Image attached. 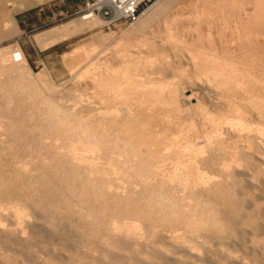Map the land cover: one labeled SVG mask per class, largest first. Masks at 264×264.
Masks as SVG:
<instances>
[{
	"label": "bare ground",
	"instance_id": "bare-ground-1",
	"mask_svg": "<svg viewBox=\"0 0 264 264\" xmlns=\"http://www.w3.org/2000/svg\"><path fill=\"white\" fill-rule=\"evenodd\" d=\"M262 1L260 2L261 4ZM33 2L34 0H0V37H3L6 31H10L15 27V22L9 13L10 11L6 10V4L10 3L12 10H15L21 5H31ZM207 2L210 3V6L207 5L206 7ZM234 2L236 1L157 0L148 12L141 17L142 19L132 25L134 27L128 34L122 33L118 39H113L112 36L106 35V39H113V51L115 53L113 52L112 57L116 58V68H124L120 74L121 77H117L119 75L118 72L117 75H115L116 73L110 75L109 70L106 69L105 71L94 69L88 76H78L79 79L85 81V84L90 83L89 85H93L97 89V92H99L97 94L98 100H100L99 106L93 103H84L85 101L81 99V96L75 93H69L71 95L68 94L69 97L59 95L58 98L35 95V101L31 102L30 106H27L28 104L26 103L25 114L23 111L22 113V107L25 108V105L19 103L21 99L19 100L16 91L19 90L21 93V90L23 91L22 88L25 85H30L31 81H33L28 76L30 74L27 73L25 55L18 47H6V49L0 51V86L4 85L8 89V93H5V96L2 94L0 101V156L8 150L13 151L12 156L9 153L10 155H8L11 157H8V159L5 157L6 159L1 160L2 164H0V238L5 239L8 243V240H12L13 243L15 241L18 243L26 241V236L30 238L27 235L28 231L34 227L41 230L42 236L45 235V237H49L48 239H52V236L56 235V231L59 230L57 235H64L65 230H61L62 228L68 229L67 231L71 229V231H74L73 235L78 238V249H76L78 251L80 248L82 250L80 254H83L79 256V254L73 253V250L71 254L73 253L75 256L70 255L71 257H67L66 260L68 262L66 264H115L119 263L116 262L117 260H125L126 263L130 261L131 263L132 261H137V259L147 263V260L155 257L154 251L156 250L169 254L170 251H167L169 246L176 251H185L189 247L187 245L188 247L186 248L188 236H184L186 233L194 236L207 230L224 232L223 227L226 222L228 233L231 236L239 234L238 236L241 237L240 230L237 231V227L244 230L243 227L250 225V221H252L250 220L252 216L249 217L247 212L252 206L253 209H259L260 204H264V131L256 129L258 126L252 127L253 125L251 126V123H248L247 115L251 114V108L249 111L245 105L246 100L249 103L248 99H251L249 97L251 95L248 94L249 91H253L256 93L257 98H261L262 91L264 93V85L262 86L264 81L262 82L260 78L264 74L263 76L261 75L262 77L260 74V77H256L255 73L259 72H254L255 69L252 71L250 69L251 65L249 67L250 70L247 68L245 71L241 70V72L234 70V68L228 71L226 69L223 70L221 67L226 66L225 62L227 61L220 63L216 60L218 58L215 57L216 54H212L208 49L203 51V56L200 53L201 57H199V53L196 56L193 52L194 49L200 50V47L196 49V46H194L195 48L193 49L190 46L193 49L190 50V47L180 44V47L186 52L184 50L179 52V50L172 55L164 53L165 56L163 55V58L165 60L157 61L156 59L151 64V67L153 66L154 68L156 66L157 68L149 73L151 76H156L151 79L150 84L151 86L157 85L158 89L153 87L143 89L144 85L136 82L135 76L131 75V65L135 63V58H138L137 56L141 51L156 47L153 44H148V40H151L150 36L155 37L154 43H156L155 40L161 28H165L171 34L173 29L178 31L185 26H189L185 25L188 21L189 23H187L190 26L192 25V28L195 27L194 31L192 29V33H189L188 27L187 29L185 28L189 33V35L184 33L185 36H189L187 38L190 39V41H187L188 43H194L198 38L202 41V36L204 35L209 39H212L213 36H217L221 40L222 38H227L228 35L225 34L224 29L226 28L224 27L229 22H232V17L230 19L231 12L228 14L227 3H229L228 5L230 3L233 5ZM242 3L245 5L246 1ZM252 3L255 4L253 1ZM211 4H215V7H211ZM246 4H249V2ZM256 4H259L258 0ZM205 7L206 9L211 7L208 10L210 13L206 12ZM234 8L231 9L235 10ZM238 12L240 11L238 10ZM243 12L245 13L246 10ZM212 13H217V15ZM237 14L235 17H239L236 19L240 20L242 18H240L241 12L238 16ZM182 16H185L187 20L186 22L184 20L185 23L183 25L177 22L178 18ZM235 17L233 21L236 20ZM247 17H243V20ZM240 22L237 21L236 23ZM247 22L251 23L250 21ZM258 22H255L258 24L256 28L250 25L249 29L252 26L253 30L239 26L242 31L240 30L239 32L238 28H235L237 31L233 32L235 31L233 28V33L231 31L229 33L234 38L229 37L234 44L239 38L241 39L242 44L239 48L243 47L246 52L249 51V56L250 54L251 56H259L260 48L257 41H259V37H264V24L262 22L259 24ZM96 23L100 25L101 21L93 17L80 16L59 28L37 35L34 39L40 48L45 49L83 31L90 30ZM215 23L218 25V29L215 28L217 26ZM203 24L208 26V31L203 29ZM241 24L243 23L241 22ZM212 25L217 30L214 29L216 32L210 30ZM174 26H177V28ZM201 26L206 31V34H201V37H199ZM231 26L233 27V25ZM177 33L179 34V32ZM184 34L182 35L183 37ZM134 37L139 38L137 43H134V41L131 43ZM171 37L173 38L174 36L170 35ZM175 37L177 39V35ZM181 39L183 38L181 37ZM214 39L217 40L215 37ZM168 40L166 41H171ZM183 40L179 42H183ZM253 40H256L257 44L253 45ZM262 40L260 41L261 43L259 42L260 45L264 44V40ZM209 42L207 41L206 44ZM227 42L229 43V40ZM174 43H178V41L175 42L174 40ZM174 43L173 45H177ZM222 43L225 44L224 40H222ZM218 44L216 46L219 47ZM200 45L202 46L201 43ZM212 45L213 48L215 45ZM209 46L210 44L206 45L208 48ZM220 46H222L221 43ZM227 46L226 49L229 48ZM170 47L174 51V48ZM163 48L161 49L163 50ZM233 48L232 50L234 51L236 48L235 46ZM223 49H221V52ZM164 50L166 49L164 48ZM217 50L220 51L219 49ZM232 52L230 53L232 54ZM237 52L239 51L236 49L233 54L236 53L237 55ZM15 53L20 55L19 62L14 61L13 54ZM227 54L224 55L227 56ZM103 55L104 53L101 55L102 58ZM241 57H243L242 54ZM233 60L235 61V59ZM244 61H246V58ZM250 61L247 62L250 63ZM242 64L239 67H243ZM260 65L257 67H260ZM177 69L182 72L181 76L170 75L172 72L178 71ZM110 70L112 71V69ZM167 70H171V73ZM204 81H206L204 83L207 84L206 86H214L216 91L219 90L220 93L218 92L219 97L217 99L220 102L223 101L222 105L226 106L228 114H225L227 116L222 118V116L213 115L212 110L210 111V106L206 103L204 94L198 96V93L190 91L192 87H197L198 91H201L200 85ZM27 88L29 87L27 86ZM51 92L53 93L52 90ZM34 98L32 99L34 100ZM256 100L255 102H258ZM192 101H195V104ZM259 102L263 101L260 100ZM213 103L215 104L214 101ZM216 104L219 103L216 101ZM259 112L252 113L251 118L262 116ZM261 119H263V116ZM251 132L255 133L252 137L250 136ZM21 151L26 152L24 154H28L30 159L20 158L18 152ZM22 156L25 157V155ZM3 157H0V159ZM6 165L12 169L4 168ZM236 186H240L241 189H235L234 187ZM43 202L45 203L42 204ZM240 202L241 204H239ZM239 205L240 209H238ZM256 211L258 213L260 209ZM233 212H235V215L237 213V219L235 215L233 217L236 220L229 219L230 213L233 215ZM252 214L251 212L250 215ZM259 216L257 215V217ZM255 220L257 218H254V222H256ZM260 223L262 224V222ZM261 226L260 228L264 227ZM175 227H179L178 231L181 228V232L185 231L186 233H177ZM246 229L248 230L247 227ZM250 229L254 231L252 228ZM256 229L258 230L259 228L256 227ZM257 230L256 234L259 235ZM60 231H63V233H60ZM261 233L264 234V231L262 230ZM224 235H227V232ZM221 236L224 238L223 235ZM188 237L190 240V236ZM218 237L215 239H220ZM226 237L224 240H226ZM256 237L255 241H257ZM243 238L246 237L241 239ZM247 238L249 240L250 237L248 236ZM251 238L254 237L252 236ZM259 238L262 242L260 235ZM161 239L167 241L163 240L162 242ZM229 239L235 242L237 238L233 240L229 237ZM238 239L241 240L240 238ZM248 240L246 245H248ZM50 241L48 240L47 242L50 243ZM204 241L206 240H203L206 245L207 243ZM243 241L241 243L244 244ZM232 242V245H237V242ZM250 242L252 243V241ZM22 243H19V246L22 247L21 245H23L25 249L24 246L28 242L26 244ZM192 243L194 244L195 242L193 241ZM241 243L238 244L242 246ZM195 245L198 248L202 246V243L200 244L196 240ZM258 245L260 247V243ZM204 246L201 248H204ZM240 246H238L239 249L241 248ZM261 246L264 248V245ZM11 247L5 248L4 246L5 250H11ZM245 247L242 246L243 249ZM197 248H195V251ZM262 248L260 247V249ZM39 249L42 250L41 248ZM50 249V251L45 250L47 254L44 255V252H32L31 248L29 253H32L29 254V257L26 256L28 249H26V255L23 254V250L21 251H23L24 259L28 258V260L26 259L27 262L36 264H49L51 262L55 264L51 261L53 258H51L52 253L51 256L48 253L53 252L54 249ZM199 249H197V253ZM131 250L136 252L137 257L134 254L136 259L134 256L132 257ZM238 250L237 252H239ZM253 250L251 251L253 252L252 254H254ZM195 251H190V258L194 259L195 261H193L196 263L198 258L196 259L194 256L195 253L193 252ZM244 251L246 252V250ZM262 251L264 252V250ZM3 252L6 253L7 251ZM2 253L0 254L4 255ZM55 253L53 255H56ZM167 253V260H165L170 264L171 262H169L168 258L173 253L171 252L172 255H169L168 258ZM178 254L181 253L179 252ZM67 255L69 256V254ZM67 255L64 256L66 257ZM226 255L225 258L227 257ZM242 255L241 259L238 257V260H242ZM173 256L175 257V255ZM182 258L181 260L186 262ZM209 259L211 260V258ZM66 260L64 259V261ZM176 261L178 262V260ZM244 261L246 260L244 259ZM57 262L61 264L59 261ZM175 262L172 261V263ZM179 263L184 264L181 261ZM221 263L223 262L221 261Z\"/></svg>",
	"mask_w": 264,
	"mask_h": 264
},
{
	"label": "rangeland",
	"instance_id": "rangeland-1",
	"mask_svg": "<svg viewBox=\"0 0 264 264\" xmlns=\"http://www.w3.org/2000/svg\"><path fill=\"white\" fill-rule=\"evenodd\" d=\"M161 1H163V0H161ZM236 2H234L233 3V5L230 3V5H228L229 3H227V9L229 10L228 12V14H230V12H231V16H230V19H231V17H232V22H234V24L238 21V22H240L241 21V19H242V23L243 24H241V22L240 23H236L235 25L234 24H232V22L229 24L228 23V25L230 26H228V25H226L224 28H226V29H224L225 30V34L226 35H228V37L227 36H225V37H227V38H222V40H224V42H225V44H223L222 43V40L221 39H218V37L217 36H213V38L211 39H209L206 35H204V34H206V31H204V30H206L207 29V31H208V26L205 24H203L202 26H203V29H202V26L200 27V29H201V33H200V36L199 37H201V34H203L204 36H202V41L204 40V42H202L201 41V39L200 38H198V39H196L195 41H194V43L193 42H191V43H188L187 41H190V39H187V38H189V36H187V35H189V33L191 32H193L194 31V28L195 27H191L190 26V24H188L189 22L186 20V18H185V16L183 17H180V18H178V20H177V22H179L180 24L182 23V25L186 22V24L185 25H189V26H185V27H183V28H181V29H179L178 31L176 30V32H175V30L173 29V30H171V34H169L170 32H168L167 30H165V28H161V33L159 32V36L157 35V39L155 40L156 41V43H154V38L155 37H152V36H150L149 38L151 39V40H148V44H150V45H154V46H156V47H154V49H143L142 51H141V53L137 56L138 58H135V63L133 64V65H131V75H134L135 77H134V79L136 80V82H140L141 84H143L144 85V88L143 89H145V88H150V87H153V88H157L158 89V86L157 85H155V86H157V87H155L153 84V86H151V84H150V81H151V79L152 78H154V77H156V76H151V75H149V73H150V71L152 72V71H155L156 70V66L153 68V66L151 67V64H152V62H155L156 61V59H157V61H163V60H165V58H163L165 55H164V53H166L167 55H172L174 52L176 53L177 51H179V52H181V51H183L184 49H182V47H180V44H183L182 46H187V47H190V46H192V48L194 49L195 47L194 46H196V49H199V47H200V50H195L194 49V52H193V54L194 55H196V56H198V55H200V53H201V55L203 56V51H205V49H208L209 50V52L211 51V53L212 54H216V56L215 55H213V56H215L217 59V61H219L220 63L223 61V63L225 62V61H227V62H225L226 63V66L224 65L223 67H221V68H223V70H233V68H234V70H238V71H240L241 72V70H243V71H245V69H249V67H250V65L252 66L250 69L253 71L254 69H255V71L254 72H259V73H255L256 74V77H260L261 75L263 76V74L264 73H262L263 71H264V44H262V45H260L259 44V42L261 41V39H263L264 40V37L262 36V37H259V38H261V39H259L258 38V40L259 41H257V43H258V47L260 48H258L259 49V56H251V54H250V56H249V51H247L246 52V49L244 50V48L242 47V48H239V47H241V44H242V41H240L241 39L239 38L238 40L237 39H235V40H237L236 42H235V44H234V42H232V39H234V38H232L230 35L231 34H229L230 33V31H231V33H233V32H236L237 31V29H235V28H238V30H239V32H240V30L242 31V28H239V26L240 27H248V30H253L252 28V26H254L255 28L257 27V23H255V22H258L259 21V19H261L262 17H263V15H264V0L262 1V0H258V2H259V4H256V2H257V0L255 1V0H245L246 1V3H248L249 2V4H246L245 3V5H244V3H242V2H245L244 0H235ZM237 1H238V3H237ZM248 1V2H247ZM252 1L253 2H255V4H253L252 3ZM262 1V4L260 3ZM86 2H87V0H34V2H33V4H31V5H21L20 7H18L17 9H15V10H12V7H10V3H7L6 5H7V8H6V10L11 14V17H12V19L14 20V22H15V27L12 29V30H10V31H6V33H5V35L3 36V37H0V51L1 50H3V49H6V47L8 48V47H18L21 51H22V53L25 55V58H26V65H27V73L28 74H30V75H28L29 76V78L31 79V80H33V81H31V84L30 85H25L24 86V88H22L23 89V91L21 90V93L19 92V90L18 91H16V94L18 95V98H19V100L20 101H22V102H20L19 100V103H21L22 105H25V108L24 107H22V110H21V112L23 111L24 112V114H25V109L27 108L26 107V105L27 106H30V103L32 102H34L35 101V98L34 97H36V96H40L41 95V97H43V96H45V97H47V96H51V97H53V98H58L59 97V95H64L65 97H69V95L70 94H72V93H75V94H78L79 96H81V99L83 100V101H85L84 103H93V104H95V105H97V106H99V103H100V100H98L99 98H98V96H97V94L99 93V92H97V89H95V87L93 86V85H89L90 83H86L85 84V81H83V79H79L78 78V76H80V75H82V76H88V74H90L91 72H93L94 71V69L95 70H103V71H105V69L106 70H109L108 72H110V75H113V74H115V75H117L118 73H119V75H117V77H119L120 76V74H121V72H122V70L124 69V68H120V67H118V68H116V58H113L112 56H113V54L115 53L114 51H113V42H112V40L113 39H118L121 35H122V33L124 34V33H126V34H128L129 33V31H131V29H132V27H134V26H131V27H124V26H116V27H111V28H106V27H103L102 26V23H100V25H98L97 23L90 29V30H86V31H83V32H81V33H79V34H77V35H74V36H72V37H70V38H68V39H66V40H64V41H62V42H60V43H58V45L54 48V51H44V52H41V51H39V50H41L42 48H40L39 46H38V44L35 42V36H37V35H41V34H43V33H47L48 31H51V30H53V29H56V28H59V27H61L62 25H64V24H66V23H68L69 21H71V20H74V19H76V18H78L79 16H77V15H74V13L75 12H77V11H79V10H81V9H83L84 7H85V4H86ZM239 2H241V3H239ZM239 4L238 6H236L237 4ZM241 4V5H240ZM207 5L208 6H210V3H206V7H207ZM212 5V4H211ZM215 4H213L211 7H215L214 6ZM233 7H232V6ZM230 6V7H229ZM236 6V7H235ZM243 6V7H242ZM206 7H205V9H206ZM211 7L209 8V9H206V12L208 13H210V11H208V10H210L211 9ZM235 7V8H234ZM231 8H234L235 10H233V9H231ZM241 8V9H240ZM241 12V14H240V12H238V10ZM243 9V11H245L246 10V12H247V15H246V12L244 13L243 11H241ZM237 10V11H236ZM232 11H233V13H232ZM236 12V13H235ZM240 14L239 16H240V20L239 19H236V18H239V17H235L236 16V14ZM212 14H214V15H217V13L215 14V13H212ZM234 14V15H233ZM238 14H237V16H238ZM235 17V21H233L234 20V17ZM249 18H248V17ZM243 17H247V18H244V20H243ZM142 19V18H141ZM181 19V20H180ZM230 19H229V21H230ZM245 19H246V21H245ZM184 20H185V22H184ZM254 22H253V21ZM256 20V21H255ZM244 21V22H243ZM247 21H250L251 23L249 24V22H247ZM261 22H262V24H264V17L258 22L259 24H261ZM216 24V23H215ZM240 24V25H239ZM245 24V25H244ZM246 24H249V25H246ZM256 24V25H255ZM214 25V24H213ZM212 25V26H213ZM217 25V24H216ZM231 25H233V27L231 26ZM243 25V26H242ZM250 25H252L251 26V28L249 29V27H250ZM207 27V28H205V27ZM211 26V31H215L216 29L215 28H217L218 29V25L217 26H215V28H214V26L212 27ZM174 27H176L177 28V26H174ZM187 27H188V31H189V33H188V31L186 30L187 29ZM190 27H191V29H190ZM186 28V29H185ZM227 28H229V29H227ZM233 28H234V30L235 31H233L232 32V30H233ZM254 28V29H255ZM190 29V30H189ZM192 29H193V31H192ZM215 29V30H214ZM231 29V30H230ZM247 29V28H246ZM167 31V32H165V31ZM183 30V31H182ZM203 30V31H202ZM229 30V32H227ZM12 31H14V32H12ZM124 31V32H123ZM181 31V32H180ZM217 31V30H216ZM215 31V32H216ZM177 32H179V34L181 35L182 33L184 34V33H186L187 35L185 36V34H184V37L181 35V37L184 39H181V37H179L180 35L177 33ZM203 32V33H202ZM214 32V33H215ZM227 32V33H226ZM177 33V34H176ZM195 33V32H194ZM169 36H168V35ZM106 35H110V36H112L113 37V39H106L105 38V36ZM165 35H167V36H165ZM170 35L171 36H174L173 38L171 37L170 38ZM177 35V39L178 38H180V39H176V36ZM179 35V36H178ZM104 37V38H103ZM214 37L215 38H217V40L216 39H214ZM232 38V39H230V38ZM165 38V39H164ZM167 38V39H166ZM170 38V39H169ZM137 39H139L138 37L137 38H135L134 37V39L131 41V43H133V41H134V43H137L139 40H137ZM162 39H164V40H162ZM169 39V40H168ZM208 39V40H207ZM214 39V40H213ZM226 39H228L229 40V43L227 42L228 40H226ZM153 40V41H152ZM166 40H168V41H172V43H171V41L170 42H167ZM174 40H175V42L176 41H178V43H174ZM183 40V42H179V41H182ZM217 42H216V41ZM220 42H219V41ZM230 40H231V43H230ZM262 40V41H263ZM150 41V42H149ZM165 41V42H164ZM200 41V42H199ZM207 41L209 42V41H211V42H209L208 44H206L207 43ZM215 43H214V42ZM234 41V40H233ZM240 41V42H239ZM256 40H253L252 41V44L253 45H255V42ZM112 45H111V44ZM157 43H158V46H157ZM161 43V44H160ZM168 43V44H167ZM173 43L174 44H177V45H173ZM189 45H187V44ZM195 43H196V45H195ZM197 43H198V45H197ZM200 43L202 44V46L200 45ZM219 45V47L218 46H216L217 44ZM220 43H221V45L222 46H225V47H222V46H220ZM228 43V44H227ZM236 43H238L237 44V47H236ZM239 43H240V45H239ZM256 43V44H257ZM261 43V42H260ZM264 43V42H263ZM172 44V45H171ZM209 45L210 44V46H209V48L211 49L212 48V44H214L215 46L210 50L208 47H206V45ZM234 44V45H233ZM165 45V46H164ZM167 45H169V46H167ZM179 45V46H178ZM204 45H205V47H204ZM227 45H229V46H227ZM231 45H232V47H231ZM239 45V46H238ZM109 47V49H108V47ZM166 46H167V48H166ZM170 46H172V48H174V51H173V49H171V47ZM226 46L227 47H229V48H231V49H229V48H227L226 49ZM235 46V48L237 49V51H239V52H237V55H236V53L235 54H233V52L236 50H232V49H234L233 47ZM263 46V47H262ZM157 47H159L158 49H157ZM166 49V50H164V48ZM175 47H176V49H175ZM179 47V48H178ZM204 49H203V48ZM218 47V48H217ZM107 48V49H106ZM161 48H163V50L161 49ZM170 48V49H169ZM178 48V49H177ZM191 47H190V50H193ZM223 49V48H225V49H223V50H225V51H223L222 50V52H221V49ZM261 48L263 49L262 51H261ZM104 49V50H103ZM182 49V50H181ZM217 49H219L220 51H218ZM229 49V50H228ZM242 50V52H241V50ZM107 50V51H106ZM110 50H112L111 52H110ZM151 50V51H150ZM160 50H162V51H160ZM168 50V51H167ZM173 51L172 53H171V51ZM176 50V51H175ZM104 51V52H103ZM170 51V52H169ZM185 51V50H184ZM214 51H216V52H214ZM229 51V52H228ZM233 51V52H232ZM110 53V55H109V53ZM114 52V53H113ZM163 52V53H162ZM168 52V53H167ZM186 52V51H185ZM206 52H208L207 50H206ZM226 52V53H225ZM230 52H232V54L230 53ZM102 55V53H104V55H103V58L101 57V55ZM106 53V54H105ZM108 53V54H107ZM199 53V54H198ZM219 53V54H218ZM230 54L229 56H228V54ZM248 54V56H247V54ZM198 54V55H197ZM221 54V55H220ZM223 54V55H222ZM224 54H227V56L226 55H224ZM240 54V55H239ZM241 54H242V56L243 57H241ZM107 55H109V56H107ZM164 55V56H163ZM167 55H166V57H167ZM201 55L199 56V57H201ZM217 55H219V56H217ZM234 57H236V58H234ZM236 55V56H235ZM104 56H107V57H104ZM221 56V57H220ZM225 56V57H224ZM232 58H231V57ZM240 56V57H239ZM246 56V57H245ZM111 57V58H110ZM229 57V58H228ZM237 57H238V59H237ZM263 57V58H262ZM106 58H108V59H106ZM221 58V59H220ZM241 58V59H240ZM246 58V61H244V59ZM249 58H252V59H249ZM167 59V58H166ZM223 59V60H222ZM229 59V60H228ZM232 59V60H231ZM233 59H235V61L233 60ZM258 59H260L259 61H258ZM238 60V61H237ZM243 60V61H242ZM249 60H251L250 61V63H248L249 62ZM256 60V61H255ZM240 61V62H239ZM242 61V62H241ZM248 61V62H247ZM261 61V62H260ZM233 62V63H232ZM235 62V63H234ZM237 62V63H236ZM255 62V63H254ZM259 62H260V64H259ZM228 63V64H227ZM229 63H231L232 65H234V66H232L231 64H229ZM238 63H239V65H238ZM243 63V64H242ZM244 63H246L245 65H244ZM252 63V64H251ZM160 64V63H159ZM158 64V65H159ZM237 64V65H236ZM240 64H242V66L243 67H246V68H244L243 69V67H239V66H241ZM260 65V67H257V66H259ZM231 65V66H230ZM248 65V66H247ZM228 66V67H227ZM230 66V67H229ZM236 66V67H235ZM256 66V67H255ZM262 66V67H261ZM96 67V68H95ZM151 67V68H150ZM225 67V68H224ZM241 68V69H240ZM261 70H260V69ZM110 69H112V71L110 70ZM154 69V70H153ZM249 69V70H250ZM178 71H174V73L176 74H174L173 72L171 73L170 71L171 70H167L169 73H171L170 75H174V76H181L180 74L182 73V72H180V70L179 69H177ZM259 70V71H258ZM88 71H89V73H88ZM118 72V73H117ZM180 72V73H179ZM261 72V73H260ZM87 73V74H86ZM185 73V72H184ZM168 74V73H167ZM186 74V73H185ZM258 74V75H257ZM259 74H260V76H259ZM261 76V77H262ZM121 77V76H120ZM226 77V76H225ZM264 77V76H263ZM262 77V78H263ZM262 78H260L261 80H262V82L264 81V78L262 79ZM77 80V81H76ZM204 80V79H203ZM79 81V82H78ZM80 81H82V82H80ZM78 82V83H77ZM204 83H206V81H204V82H202V84L200 85V90L201 91H198V88L196 87V88H194V87H192L191 88V90L190 91H193V93H198L197 95L198 96H201V95H203V96H205L206 97V103H207V105H209L210 106V111L213 113V115H217V117H221L222 116V118L223 117H225V116H227V110H226V106L223 104L222 105V103H223V101L222 102H220L217 98L219 97V94H218V92H219V90H215V88H214V86H211V87H209V86H206L207 84H204ZM264 85V82L262 83V86ZM27 86L29 87V88H27ZM30 86H32V87H30ZM203 88H202V87ZM5 86L3 85V86H0V101H1V97H2V94H3V96H5L7 93H8V89H6V87L4 88ZM206 87V88H205ZM209 87V88H208ZM214 88V90L216 91V93H215V91L214 90H212L213 88ZM28 89V90H27ZM95 89V90H94ZM190 89V88H189ZM207 89V90H206ZM212 90L211 92H213V93H211V92H209L210 90ZM31 90V91H30ZM51 90L53 91V93L51 92ZM209 90V91H208ZM263 90H264V86H263ZM25 91H26V94H30L29 95V97H28V95H26L25 94ZM30 91V92H29ZM56 91V92H55ZM204 91V92H203ZM207 91V92H206ZM15 92V91H14ZM23 92H24V95H23ZM29 92V93H28ZM34 94H33V93ZM68 92V93H67ZM97 92V93H96ZM206 92V93H205ZM253 94H252V93ZM6 93V94H5ZM47 93V94H46ZM70 93V94H69ZM220 93V92H219ZM251 93V94H250ZM20 94V95H19ZM34 96H33V95ZM69 94V95H68ZM210 94V95H209ZM213 94V95H212ZM216 94V95H215ZM218 94V95H217ZM251 95V96H249V95ZM247 94V96H249V97H251V99H248V101H249V103L247 102V100H246V103H248V104H246L245 103V105H246V108L249 110L250 108H251V114L253 113V114H255V113H257V112H259V110H260V114H262V116H263V119H261L262 118V116H260V117H258V118H255V117H253L254 119H257V120H254L253 118H251L252 117V115L250 114L249 116L247 115V120H248V123L252 126V127H257L256 129H262L261 131H264V113H263V106H264V93H263V91H262V93H261V98H257L256 96V93H254L253 91H249V93ZM26 95V96H25ZM36 95V96H35ZM43 95V96H42ZM97 97H96V96ZM253 95H255L254 97H253ZM263 95V96H262ZM71 96V95H70ZM208 96V97H207ZM24 97V98H23ZM26 98V99H25ZM28 98V99H27ZM32 98H34V100L32 99ZM212 99V101H210L211 99ZM254 98H255V100L256 99H260L261 101H263V102H259L260 100H256V101H258V102H255V100H254ZM24 101H23V100ZM69 99V98H68ZM208 99V100H207ZM252 100V101H251ZM30 101V102H29ZM213 101L215 102V104L213 103ZM216 101H217V103H219V104H216ZM254 101V102H253ZM96 102V103H95ZM212 102V103H211ZM27 103V104H26ZM31 103V104H32ZM192 103L193 104H195V101H192ZM209 103V104H208ZM251 103H252V105H251ZM258 103V104H257ZM263 103V104H262ZM70 104V103H69ZM211 104V105H210ZM259 104H260V107H259ZM218 105V106H217ZM248 105V106H247ZM249 105H251V106H249ZM258 105V106H257ZM213 106V107H212ZM218 108H216V107ZM223 106V107H222ZM254 106H256V107H254ZM263 107V108H262ZM221 108V109H220ZM260 108V109H259ZM24 109V110H23ZM217 109V110H216ZM255 110H256V112H255ZM258 110V111H257ZM27 111V110H26ZM22 112V113H23ZM225 113H227V114H225ZM21 116V115H20ZM250 118H251V120H250ZM260 119V120H259ZM250 120V121H249ZM253 120V121H252ZM259 120V121H258ZM262 120V121H261ZM255 121V122H254ZM261 121V122H260ZM257 122V123H256ZM254 123V124H253ZM258 124V125H257ZM263 124V125H262ZM260 125V126H259ZM259 127H261V128H259ZM252 133L253 132H251V137L252 136H254L255 135V133H253V135H252ZM259 141V140H258ZM21 152H22V154H21ZM21 152H18L19 153V156H20V158H25V159H30V157H29V155L28 154H24V153H26V152H24V151H21ZM11 154V156H12V153H13V151H10V150H8L6 153H4L3 155H1L0 157H3V158H1L0 159V164H2V162H1V160H5L6 158L5 157H7V159H8V157H9V155ZM9 154V155H8ZM7 155V156H6ZM22 155H25V157L24 156H22ZM10 156V157H11ZM9 157V158H10ZM8 165H6V166H4V168H10L9 166L7 167ZM10 169H12V168H10ZM0 173H1V169H0ZM4 178V177H3ZM235 189H237V190H240L241 189V187L239 186V187H234ZM238 188H240V189H238ZM233 189V188H232ZM236 190V191H237ZM45 202H43L42 204H44ZM237 204V203H236ZM239 204H241V202L239 203ZM264 204L262 203V204H260V207H259V209H260V211H263V212H260L259 211V209H257V208H255V209H253V206L250 208V210L252 209V215H250V210L247 212V214H249V217L250 216H252V218L250 219V220H252L253 221V223H252V221H250V225H248V226H245V227H243L244 228V230L243 229H241V228H238L237 227V231H239L240 232V235H241V237L240 236H238L239 234H234V236L232 237L229 233H228V230L226 229V226H227V222L225 223V225H224V227H223V231L224 232H220V231H214V230H207V231H202V232H200L198 235H194V236H192L190 233H186L184 230V232H181L182 231V229L180 228V231H178L179 230V227L177 228V227H175V229L177 230V233L179 232V234H181V233H186L185 235L184 234H182V235H184V236H186V235H188V236H190V240H189V237L187 236V243H186V248L189 246L190 247V249H189V247L184 251H179V250H174V249H172V247H170L169 246V250H167L168 252H169V254L167 253V258L169 257V255H172V253H173V255H175V257L172 255L170 258H168V260H169V262H171L170 264H180L179 263V261H181L182 263H186L187 261V263L186 264H188V263H190V264H193V263H195L194 261V259H192V258H190L191 256H190V251H195V248H197L196 247V245H195V243H196V240L197 241H199L200 242V244L202 243V246H200V247H198V248H200L199 250H198V253L196 252L197 251V249H196V251L195 252H193V253H195L194 254V256H195V258L197 259V261H199L198 263H197V261H196V263L195 264H240L241 262H242V260H243V262L241 263V264H245V263H247V264H258V262H259V264H262L263 263V261H264V252L262 251V250H264V248H262L263 246H261V245H264V234L263 233H261V231L263 230L264 231V227L263 228H260V226L264 223V220H263V213H264ZM226 209H227V207H226ZM238 209H240V205H239V207H238ZM261 209H263V210H261ZM228 210V209H227ZM253 210H254V212H255V216L253 217V215H254V212H253ZM256 210H258L259 212L257 213V211ZM246 213V212H245ZM257 213V214H256ZM261 215H260V214ZM230 215L231 216H229V219H234V220H236L237 219V213H236V215H235V212H233V215L230 213ZM234 215H235V218H233L234 217ZM257 215L259 216V217H257ZM260 217H262L261 219H260ZM254 218L256 219L257 218V220H255L256 222H254ZM260 220H262V221H260ZM260 222H262V224L260 223ZM252 223V224H251ZM254 224V225H253ZM259 224H260V226H259ZM251 226V227H250ZM259 226V227H258ZM262 226H264V225H262ZM261 226V227H262ZM246 227L248 228V230L246 229ZM252 228V230H254V231H251V229L250 228ZM253 227H254V229H253ZM256 227L257 228H259L258 230L256 229ZM33 229V230H32ZM61 229V228H60ZM257 230V233L260 235V237H261V239H262V242H261V240H260V238H259V235H257L256 234V230ZM262 229V230H261ZM61 230H65L64 231V233H63V231H60V233H63L64 235H62V234H58L57 235V232L59 233V230L58 231H56L55 233H56V235L54 234L52 237V239H51V241H50V239H48L49 237H45V235H43L42 236V232H41V230L39 229V228H34V227H32L29 231H28V233H27V235H28V237H30V238H27V236H26V241L28 242H26V241H22L23 243H27V245H29V246H24L25 247V249L23 248V245H21L22 247H20L19 245V243H22L21 241L18 243V242H16L15 241V243H13V241L11 240H8L9 241V243L4 239H2V238H0V240H1V242L2 243H4V242H6L5 244H2L1 242H0V245L3 247H1L0 246V248L2 249V251H7L6 253H4V255H1L0 254V259L2 260V259H5L6 260V262H5V260H2V262H3V264H23V262H24V260H25V263L24 264H30L31 262H27V260H28V258L27 257H29V254H31L32 252H44L43 254L45 255V254H47V251H50L51 249L50 248H52V250H53V252L58 256V259L59 258H61V259H57V256L56 255H53L54 253L51 251V252H48L49 253V255L51 256V253H52V256H51V261L52 262H54L55 264H59L57 261H59L61 264H66L67 262H68V260H66L67 259V257L69 258V257H71L70 255H74L73 253L75 252V254H79V256H82V254H80V252H82V250L79 248V252L77 251V237L75 236V235H73L74 233V231H71V229H69L70 231H67L68 229H64V228H62ZM243 230V231H242ZM250 230V231H249ZM31 231V232H30ZM247 231H248V233H247ZM259 231H260V233H259ZM65 232H67V233H65ZM72 232V233H71ZM181 232V233H180ZM205 232H207V233H205ZM209 232V233H208ZM212 232V233H211ZM217 232V233H216ZM219 232H220V234H219ZM227 232V235H224V233H226ZM230 232V231H229ZM239 232H237V233H239ZM241 232H242V234H243V236H242V234H241ZM246 232V233H245ZM31 233V234H30ZM205 233V234H204ZM215 233V234H214ZM253 233V234H252ZM207 234V235H206ZM212 234V235H211ZM217 234H218V236H217ZM252 234V235H251ZM254 234H256V235H254ZM62 235V236H61ZM204 235V236H203ZM215 235H216V237H218V238H220V239H218V240H216L217 238L215 237ZM221 235H223V237L225 238L226 236L228 237V240H227V237H226V240H224V238H222V236ZM246 235H248L250 238H249V240L250 241H252V243L248 240V236H246ZM55 236V237H54ZM60 236V237H59ZM196 236H197V238H196ZM213 236V237H212ZM238 236V237H237ZM254 237V238H251V237ZM256 236H258V237H256ZM71 237V238H70ZM210 237V238H209ZM229 237H231V239H235V238H237L236 240H235V242L233 241L232 242V240H230L229 239ZM242 237H246V238H243V239H241ZM255 237L257 238L256 240L257 241H255ZM192 238H193V240H192ZM203 238H206V239H203ZM216 238V239H215ZM221 238H222V240H221ZM238 238H240L243 242H244V244L243 243H241L242 241L241 240H239ZM27 239H29V240H27ZM68 239V240H67ZM198 239H200V240H198ZM209 239V240H208ZM259 239V240H258ZM50 241V243H48L47 241ZM54 240V241H53ZM159 240V239H158ZM162 240V239H161ZM164 240V239H163ZM163 240H162V242H163ZM191 240H192V242L194 241L195 243L193 244L192 242H191ZM203 240H206V241H204V242H206L207 244L205 245V243H203ZM247 240H248V245H246L247 244ZM254 240V241H253ZM164 241H167V240H164ZM188 241H190V242H188ZM219 241H221L220 243H219ZM224 241H226V242H224ZM229 241H231L232 243H236L237 242V245L235 244H231V242H229ZM258 241H260V242H258ZM62 242V243H61ZM212 242V243H211ZM228 242H229V244H228ZM253 242H254V244H253ZM255 242H256V244H255ZM11 243V244H10ZM22 243V244H23ZM25 243V244H26ZM46 243V244H45ZM48 243V244H47ZM238 243H241V245L243 246V247H245V246H248V247H245V249H243L242 248V246H240V244H238ZM249 243H251V244H249ZM260 243V247L262 248V249H260V247H259V244ZM12 244H14V245H12ZM62 244V245H61ZM10 245V246H9ZM11 245H12V247H11ZM40 245V246H39ZM46 245V246H45ZM188 245V246H187ZM192 245V246H191ZM205 245V246H204ZM229 245V246H228ZM231 245V246H230ZM253 246L252 247V249H251V251L253 250L254 251V254H252L253 252H251L250 251V248H251V246ZM4 246H5V248H12L10 251L9 250H5V248H4ZM8 246V247H7ZM32 246V247H31ZM34 246H35V249H34ZM62 246H64L63 248H62ZM76 246V247H75ZM204 246V248H201V247H203ZM233 246H234V248H233ZM238 246H240L241 248H242V250H243V252H242V250H241V248L239 249V247ZM259 249V251H258V249L256 248V247ZM18 247V248H17ZM37 247H39V248H41L42 250H44V251H42V250H40L39 248H37ZM43 247V248H42ZM45 247V248H44ZM46 247H48V248H46ZM71 247H72V249H71ZM166 247H168V245H166ZM236 247H238V249H236ZM22 248V249H21ZM31 248H32V252H30L29 253V251H31ZM38 249V251H37V249ZM62 248V249H61ZM77 248V249H76ZM171 248V249H170ZM191 248H193V249H191ZM248 248V249H247ZM257 250H256V249ZM1 249H0V253H2V251H1ZM26 249H28L27 251H26ZM30 249V250H29ZM49 249V250H48ZM66 249V250H65ZM76 249V250H75ZM189 249V250H188ZM202 249V251L200 252V250ZM207 249V250H206ZM21 250H23V251H21ZM34 250V251H33ZM40 250V251H39ZM45 250H47L46 252H45ZM64 250H65V252H64ZM74 250V251H73ZM237 250L239 251V252H242V253H239V252H237ZM241 250V251H240ZM244 250H246V252L244 251ZM248 250H249V252H248ZM256 250V251H255ZM73 251V253L71 254V252ZM131 251H133V252H131ZM130 251V253H131V255H132V257L134 256V254H135V256L137 257V254H136V252L134 251V250H131ZM231 251H232V254H231ZM262 251V252H261ZM22 252H23V254H25V252H27L25 255L27 256L26 257V259H24L25 257L23 256V254H22ZM172 252V253H171ZM181 253V254H178V253ZM182 252H184V253H186L185 255H184V253H183V255H182ZM207 252H208V254H209V256H212L213 257V259H212V257H209L208 256V254H207ZM256 252H257V254H256ZM258 252H259V254H258ZM2 253V254H3ZM9 255H8V254ZM20 253H21V255H20ZM166 253H164V252H161V251H159V250H156V251H154V256L155 257H153V259H155V260H153L152 258L150 259V260H147V263H146V261H139L138 259H137V261H132V262H134V263H130V261L128 262V260H126L128 263H126L125 262V260H117L116 262H119V263H115V264H136V263H138V264H141V263H146V264H148V262H149V264L150 263H153V264H167L168 263V261H166L167 259H166ZM171 253V254H170ZM176 253V254H175ZM201 253V254H200ZM220 253V254H219ZM228 253V255H226V254ZM231 254V256H230V254ZM250 255H249V254ZM262 253V254H261ZM7 254V255H6ZM15 254V255H14ZM67 254H69V256L67 255ZM165 254V255H164ZM197 254H199V255H197ZM233 254H235V255H233ZM245 254H247L246 255V257H245V255L243 256V255ZM19 255V256H18ZM59 255H60V257H59ZM64 255H67L66 257L64 256ZM158 255H160L159 257H158ZM163 255H164V257H163ZM177 255V256H176ZM208 257H207V256ZM222 255V256H221ZM225 255L227 256L226 258H225ZM238 255V256H237ZM241 255H242V260L240 261V260H238V257H239V259H241ZM3 256V257H2ZM11 256V257H10ZM75 256V255H74ZM134 256V257H135ZM180 256H181V258L182 257H184V258H182L183 260H185L186 262H184V261H182L181 260V258H180ZM185 256H187V257H185ZM197 256H199V257H197ZM229 256V257H228ZM234 256V257H233ZM254 256V257H253ZM262 256H263V258H262ZM7 257V258H6ZM20 257V258H19ZM63 257H64V259L66 260V261H64V259H63ZM136 257H135V259H136ZM160 257H162V258H160ZM176 258V259H174V258ZM178 257V258H177ZM217 257V258H216ZM230 257H231V259L233 258V260H231L230 259ZM237 257V258H236ZM262 259H261V258ZM18 258V259H17ZM23 258V259H22ZM207 258V259H206ZM209 258H211V260L209 259ZM222 258V259H221ZM8 259V260H7ZM11 259V260H10ZM14 259V260H13ZM53 259H54V261H53ZM57 259V260H56ZM166 259V260H165ZM170 259H171V261H170ZM174 259V260H173ZM189 259V260H188ZM191 259V260H190ZM201 259H203L202 260V262H201ZM205 259V260H204ZM230 259V260H229ZM237 261H236V260ZM244 259L246 260V261H244ZM1 260H0V263L2 264V262H1ZM12 260H13V263H12ZM154 262H153V261ZM165 260V261H164ZM175 260H178V262L176 261L175 262ZM194 260V261H193ZM8 261H9V263H8ZM15 261V262H14ZM151 261V262H150ZM172 261L173 262H175V263H172ZM191 261V262H190ZM209 261V262H208ZM221 261L223 262V263H221ZM248 261V262H247ZM17 262V263H16ZM63 262V263H62ZM167 262V263H166ZM205 262H207V263H205ZM236 262V263H235ZM240 262V263H239ZM245 262V263H244ZM252 262V263H251ZM254 262V263H253ZM262 262V263H261ZM31 264H36V263H31ZM49 264H53V263H51V262H49ZM169 264V263H168ZM264 264V263H263Z\"/></svg>",
	"mask_w": 264,
	"mask_h": 264
},
{
	"label": "built area",
	"instance_id": "built-area-1",
	"mask_svg": "<svg viewBox=\"0 0 264 264\" xmlns=\"http://www.w3.org/2000/svg\"><path fill=\"white\" fill-rule=\"evenodd\" d=\"M157 0H87L85 7L74 15L93 17L106 28L131 27L152 7ZM15 62L20 61L19 53L13 54Z\"/></svg>",
	"mask_w": 264,
	"mask_h": 264
},
{
	"label": "crops",
	"instance_id": "crops-1",
	"mask_svg": "<svg viewBox=\"0 0 264 264\" xmlns=\"http://www.w3.org/2000/svg\"><path fill=\"white\" fill-rule=\"evenodd\" d=\"M64 41V40H63ZM60 42H62V41H60ZM60 42H58V43H60ZM58 43H56V44H54V45H52V46H49V47H47V48H45V49H41V50H39V51H41V52H44V51H54V48L58 45Z\"/></svg>",
	"mask_w": 264,
	"mask_h": 264
}]
</instances>
